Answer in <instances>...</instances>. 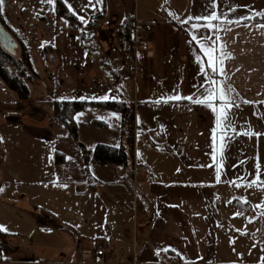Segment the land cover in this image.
I'll use <instances>...</instances> for the list:
<instances>
[{
  "label": "crops",
  "instance_id": "0c3cea01",
  "mask_svg": "<svg viewBox=\"0 0 264 264\" xmlns=\"http://www.w3.org/2000/svg\"><path fill=\"white\" fill-rule=\"evenodd\" d=\"M160 3V11L147 16L136 8L137 1H125L111 19L90 28L88 40L93 37L95 44L86 43L87 49L80 41L87 34L82 28L86 24L72 12L82 27L67 24L56 15L55 48L37 52L34 60L9 24L10 15L20 14V1L3 0L1 15L27 50L37 75L31 85H38L31 89V99L21 102L0 79V168L16 162L6 170V177L0 173V202L31 208L27 193L22 195L16 187L41 184L33 178L41 176L43 166L34 158H18V142L28 138L36 144L56 145L57 138L64 137V127L53 121V101L91 105L121 100L133 112L129 166L106 165L102 167L105 173H96L87 184L94 196L103 187L112 196L125 197L127 188L132 195V207L126 206L131 223L112 224L111 228H119L117 236L110 228L109 236L104 237L108 213L96 195L92 217L95 248L77 255L80 242L74 241L70 251L76 262L71 264H89L99 248L106 249L108 261L117 250L122 257L119 264H264V15H260L264 14V0ZM211 14L219 17L211 22L214 30L203 26L207 21L196 19ZM127 18L132 19L139 39L148 43L150 53H135L133 76L124 75L120 58L109 53L110 46L118 47L114 32ZM105 21L110 22L109 27L104 26ZM145 25L151 27L150 32L140 28ZM63 33L66 43H60ZM201 44L223 60V74L208 68ZM115 62L119 70H115ZM39 67L44 73L37 72ZM217 67H221L219 61ZM209 78L225 91L232 89L234 103L222 132L211 108L174 99H204L211 86ZM1 132L11 139L8 148ZM119 136L121 145V120ZM62 157L56 160L58 164L63 163ZM140 167L144 170L139 171ZM53 183L61 182L53 176ZM77 191L81 195L86 190L78 187ZM12 196L20 202L11 200ZM0 231L7 235L4 245L8 247L5 250L0 244V249L16 251L18 247L7 242L15 234Z\"/></svg>",
  "mask_w": 264,
  "mask_h": 264
},
{
  "label": "rangeland",
  "instance_id": "374dc122",
  "mask_svg": "<svg viewBox=\"0 0 264 264\" xmlns=\"http://www.w3.org/2000/svg\"><path fill=\"white\" fill-rule=\"evenodd\" d=\"M19 1L20 14L10 15L9 24L23 40L27 50L32 52L35 60L37 52L43 53L48 47L55 48V31L58 32L57 14L55 13L56 0ZM62 1L67 9L84 24H87L91 18L94 19L95 16L101 15V18L96 22L97 25H100L105 18L111 19L113 14L120 11L119 9L125 1L132 2L133 0ZM136 1V8L142 14L145 12L147 16H154V13L160 11V0ZM61 20L78 27L64 18ZM109 34L110 32L105 35L110 37ZM86 37H88V33H85V43L94 41L93 37L90 40H88L89 37ZM63 42H67L64 33L60 39V43ZM114 66L115 70H119L117 62ZM37 72L42 74L44 70L39 67ZM31 83L29 89L33 91L31 89L37 88L38 84L31 85ZM4 87L6 86L4 85ZM120 120L121 116L117 112L86 105L75 115L73 128H62L64 137L60 135L56 140V145L55 143L36 144L28 138L18 142L17 157L24 160H26L25 158H34V162L39 160L43 171L40 177L33 178L34 181L39 180L38 183L41 184L34 182L24 185V188L16 187L21 194L27 193V203L30 204V209L21 207V204L0 202V227L5 229L3 231L15 234L9 237L7 242L10 247H18L16 251L11 252L0 249V263L8 264L24 260L27 264H71L76 262L72 259V251H70L74 241L80 242L79 249L76 251L77 255L82 252L91 253L95 248L94 238L97 236L96 224L92 218L96 195L103 206L107 208L108 213V223L103 227L104 237L109 236L108 229L112 224L116 227L115 225L125 223L127 220L131 223V214L126 210V206L132 207V195L128 193L127 188L124 189L125 197L112 196L103 187H98V194L94 196L91 195L89 184H87L88 180L92 179L96 173H105L102 167L106 166L97 165L92 160L94 147L97 144L120 145ZM6 134V132H1L2 141L8 148V142H11V139ZM20 135L22 134L20 133ZM49 155L50 162L48 161ZM60 155L63 156V163L58 164L56 160ZM15 165L16 162L6 164L0 168V173L6 177V170ZM106 171L109 173L108 170ZM53 176L61 183H53ZM110 176L112 177V175ZM108 182L110 183L111 179H108ZM38 187H43V190ZM78 187L85 189V193L79 195ZM16 188L13 187L12 190H16ZM8 189H11L10 186ZM8 197L10 198V196ZM11 200L20 202V199H15L14 196L11 197ZM22 202L25 201L22 200ZM64 228L67 231L63 230ZM118 229L111 228L116 236ZM111 255L110 263H121L122 257L117 250H113Z\"/></svg>",
  "mask_w": 264,
  "mask_h": 264
},
{
  "label": "trees",
  "instance_id": "16d2710c",
  "mask_svg": "<svg viewBox=\"0 0 264 264\" xmlns=\"http://www.w3.org/2000/svg\"><path fill=\"white\" fill-rule=\"evenodd\" d=\"M55 13L78 27H82L81 23L67 9L61 0L55 1ZM99 18H101V16H95L93 20L88 22L85 27L82 28L89 33L90 28L96 24ZM0 24L6 31L13 35L10 29L6 26L1 11ZM15 39L18 42L20 49V54L18 56L8 54L0 46V79L9 90L17 95L19 101L28 102L30 98L29 84L37 79V75L34 73L30 65L27 50L16 37ZM84 39L85 36H81L80 41L83 47L87 49ZM114 39L118 47L121 49L126 50L132 47L133 21L131 18H127L116 28ZM86 104L87 103L83 101H53V121L63 127L69 129L73 128L75 124V115L80 112ZM90 104L120 114L121 135L124 140V143L119 146L97 144L92 151L93 162L100 166L113 165L126 169L131 161L133 147V112L131 106L121 100L93 102ZM6 237L7 235L0 231V244H3L2 246L5 250L8 249V247L4 245Z\"/></svg>",
  "mask_w": 264,
  "mask_h": 264
},
{
  "label": "snow or ice",
  "instance_id": "6c2138e0",
  "mask_svg": "<svg viewBox=\"0 0 264 264\" xmlns=\"http://www.w3.org/2000/svg\"><path fill=\"white\" fill-rule=\"evenodd\" d=\"M99 2V0H98ZM3 6V0H0V8H2ZM260 15H264V14H260ZM196 19H201V20H205L207 21V23L205 25H203L204 27H207L209 30H214L213 29V25H212V21H217L219 19L218 16H216L215 14H211L208 17H198ZM193 40H196V36L192 37ZM201 49L205 52L207 58H208V68L211 69L212 73H216V74H223V60L220 59L219 57L215 56L213 53V50L205 47L204 44L200 45ZM225 57L227 56L226 53L223 54ZM217 61H219V64L221 65V67H217ZM207 76V73H204ZM209 83H210V87L206 89L207 91V96L204 99H200V98H196L195 100H193L192 97H187V98H182V97H174V99L176 100H180V99H188L193 103H197V104H203L204 106L211 108L212 111L214 113H216V123H217V128L221 129V132L225 126V121H227L228 119V115H229V111L231 109V107L233 106L234 101L232 100L230 93L232 92L231 87H229L227 89V91L224 90L223 87H217L216 84L217 82L215 80H212L211 78H209ZM219 103V107H215L214 104L215 103ZM236 107H238V105H236ZM247 134V133H246ZM215 139V136H214ZM221 145L220 147H223V134H221ZM245 203H247L245 201ZM0 230H5L2 227H0Z\"/></svg>",
  "mask_w": 264,
  "mask_h": 264
},
{
  "label": "built area",
  "instance_id": "2783aa9c",
  "mask_svg": "<svg viewBox=\"0 0 264 264\" xmlns=\"http://www.w3.org/2000/svg\"><path fill=\"white\" fill-rule=\"evenodd\" d=\"M104 26H110L109 21L104 22ZM146 33L151 31V27L149 25H145L140 27ZM149 46L146 41L139 39L137 31L133 30V44L129 49H121L115 45L109 47V53L115 55L120 58L123 74L126 76H133L136 73V57L135 53L138 51H145L147 54ZM144 168L140 167L139 171H143ZM2 264V263H0ZM89 264H113L108 261V253L105 248L96 249L93 257L90 259Z\"/></svg>",
  "mask_w": 264,
  "mask_h": 264
},
{
  "label": "water",
  "instance_id": "95a60500",
  "mask_svg": "<svg viewBox=\"0 0 264 264\" xmlns=\"http://www.w3.org/2000/svg\"><path fill=\"white\" fill-rule=\"evenodd\" d=\"M0 46L4 51L13 56L20 54L19 44L15 37L11 35L5 28L0 24Z\"/></svg>",
  "mask_w": 264,
  "mask_h": 264
}]
</instances>
